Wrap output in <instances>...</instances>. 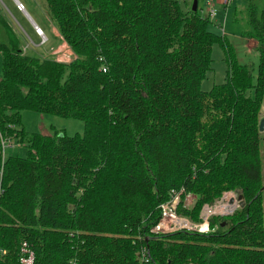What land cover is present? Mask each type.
Wrapping results in <instances>:
<instances>
[{
  "label": "trees",
  "instance_id": "16d2710c",
  "mask_svg": "<svg viewBox=\"0 0 264 264\" xmlns=\"http://www.w3.org/2000/svg\"><path fill=\"white\" fill-rule=\"evenodd\" d=\"M197 1L193 12L177 0H43L69 62L28 52L0 15V145L25 148L0 147V264H16L23 242L33 264H264V6L247 0L242 32L257 42L254 77ZM215 43L226 78L204 91ZM24 111L77 119L83 133L28 132ZM180 188L196 200L178 211L195 221L225 191L245 205L207 233L150 232Z\"/></svg>",
  "mask_w": 264,
  "mask_h": 264
},
{
  "label": "rangeland",
  "instance_id": "374dc122",
  "mask_svg": "<svg viewBox=\"0 0 264 264\" xmlns=\"http://www.w3.org/2000/svg\"><path fill=\"white\" fill-rule=\"evenodd\" d=\"M16 1L22 6V9L17 5L15 0H0V15L6 17L10 24L21 33L23 41H25L26 38L27 41L35 42L33 44L36 45L30 46L28 52L36 54L41 53L43 56H50V54H52L51 52L61 46L63 43L66 45V47H69L64 41L60 42L57 39L59 38L57 30L48 17L43 0ZM177 1L179 2V5L183 11L190 9L193 2V0ZM252 2L254 6L258 7V9H261L264 6V0H253ZM217 3V0H199L200 8L198 9V12L202 17L205 18L206 9L209 4H212L216 8V16L210 20V24L208 26L209 30L219 35L225 34L226 40L229 44H231L233 49L230 50L234 51V56L236 59L240 63L251 65L254 72L253 76L255 77L256 67L258 64V53L256 50L257 42L253 38L247 39L242 37V32L246 29V7L248 5V1L232 0L226 9L220 7L217 5ZM235 12L237 13L236 18ZM31 21L34 22L38 28L40 27L39 31L42 35H40L36 28L33 27ZM217 24L223 25L224 34H222L221 29ZM45 35L48 37L46 44H44L42 47L37 46L41 40L42 42L46 40ZM210 58V70H208L205 78L200 84L201 89L204 91H209L213 86L224 83L226 78V55L218 43H215L212 46ZM259 117L261 119L264 118V104L261 107ZM22 124L28 132H46L52 131L53 128V130L64 133L68 136H73L75 134L81 135L83 133V124L77 119L63 118L55 115H42L32 111H24L22 113ZM24 154L25 148L17 145L7 147L4 150V155L24 156ZM262 155L264 161V148L262 150ZM214 201H212V203Z\"/></svg>",
  "mask_w": 264,
  "mask_h": 264
},
{
  "label": "built area",
  "instance_id": "2783aa9c",
  "mask_svg": "<svg viewBox=\"0 0 264 264\" xmlns=\"http://www.w3.org/2000/svg\"><path fill=\"white\" fill-rule=\"evenodd\" d=\"M232 0H217V5L226 9ZM22 9V6L18 3ZM216 16V8L209 4L206 9V17L212 20ZM222 34H224L223 25L217 24ZM42 35V34H40ZM40 43H43L42 40ZM29 44L34 45L31 41ZM28 45L24 46L25 50ZM35 46V45H34ZM52 55L60 62H69L72 59L73 53L69 47L63 43L61 46L53 50ZM105 71V69H103ZM16 145L13 138H1V149L4 153L5 148ZM195 196L188 193L184 188L172 189L169 193V198L158 206L160 219L157 224L150 229V232L155 234H167L176 231L207 233L210 231L209 222L213 216H229L238 207H240L239 194L234 191H225L222 195L211 204H204L199 212V220L195 221L190 216L180 213L178 210L190 209L195 201ZM19 258L16 264H33L34 254L23 242L19 250ZM140 261L147 262L146 255L141 252ZM71 264H76L75 261H70Z\"/></svg>",
  "mask_w": 264,
  "mask_h": 264
},
{
  "label": "water",
  "instance_id": "95a60500",
  "mask_svg": "<svg viewBox=\"0 0 264 264\" xmlns=\"http://www.w3.org/2000/svg\"><path fill=\"white\" fill-rule=\"evenodd\" d=\"M15 2L17 3V5H18V2L15 0ZM197 0H193V2H192V6H191V10L193 11V12H195L196 10H197ZM28 18H29V16H28ZM31 23L33 24V27L34 28H36L37 27V25H35L34 24V22H32L31 21ZM38 28V27H37ZM39 29V28H38ZM37 30V29H36ZM38 32V31H37ZM39 34H40V32H39ZM259 131L260 132H263L264 131V118H262L261 120H260V123H259ZM239 200H240V207H243L244 205H245V201H244V199H243V196H242V194H240L239 195Z\"/></svg>",
  "mask_w": 264,
  "mask_h": 264
},
{
  "label": "bare ground",
  "instance_id": "6f19581e",
  "mask_svg": "<svg viewBox=\"0 0 264 264\" xmlns=\"http://www.w3.org/2000/svg\"><path fill=\"white\" fill-rule=\"evenodd\" d=\"M36 29H37L38 32H40L39 29H38L37 27H36ZM40 30H41V29H40Z\"/></svg>",
  "mask_w": 264,
  "mask_h": 264
},
{
  "label": "crops",
  "instance_id": "0c3cea01",
  "mask_svg": "<svg viewBox=\"0 0 264 264\" xmlns=\"http://www.w3.org/2000/svg\"><path fill=\"white\" fill-rule=\"evenodd\" d=\"M221 7V6H220ZM38 27V26H37Z\"/></svg>",
  "mask_w": 264,
  "mask_h": 264
}]
</instances>
